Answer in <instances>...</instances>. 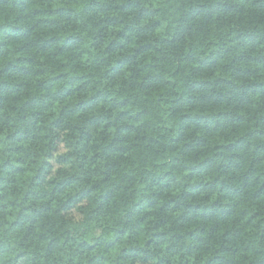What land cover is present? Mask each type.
<instances>
[{"label": "clouds", "instance_id": "1", "mask_svg": "<svg viewBox=\"0 0 264 264\" xmlns=\"http://www.w3.org/2000/svg\"><path fill=\"white\" fill-rule=\"evenodd\" d=\"M0 264H264V0H0Z\"/></svg>", "mask_w": 264, "mask_h": 264}]
</instances>
